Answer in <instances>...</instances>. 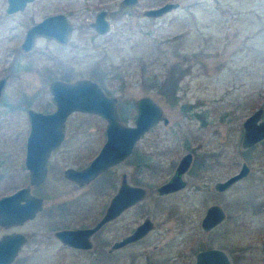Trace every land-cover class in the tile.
<instances>
[{"label":"rangeland","instance_id":"rangeland-1","mask_svg":"<svg viewBox=\"0 0 264 264\" xmlns=\"http://www.w3.org/2000/svg\"><path fill=\"white\" fill-rule=\"evenodd\" d=\"M166 1L138 0L124 8L122 0H32L23 10L8 13L7 0H0V77L8 74L0 99V193L28 181L26 107H55L48 88L55 77L97 80L117 97L124 122L133 123L134 100L145 94L168 117L138 139L133 153L115 167L118 178L125 170L130 182L146 187V194L92 236L93 250L72 251L56 248L49 223H93L102 214L105 197L97 194L98 183L76 188L63 181L61 171L97 150L105 119L85 111L68 116L65 145L84 143L77 147L78 155L53 154L49 176L36 188L46 198L45 208L21 229L45 244L32 250L33 241L28 243L31 249L23 253L40 259L29 263L190 264L207 245L224 248L230 264L264 263V139L241 146L245 117L261 106L264 118V0H177L179 6L164 14H144L145 8ZM102 8L108 10L110 28L99 33L90 21ZM59 11L74 24L68 41L38 36L34 47L23 51L25 28ZM169 68L179 77L172 90L161 85ZM75 126L89 129L75 132L70 129ZM186 151L194 155L182 173L186 185L159 193L157 187ZM243 161L248 173L218 191L215 181L238 171ZM63 199L76 204L73 211L61 212L58 201ZM214 202L226 217L204 230L201 218ZM146 215L156 224L153 230L136 243L107 252L108 241L129 232Z\"/></svg>","mask_w":264,"mask_h":264},{"label":"water","instance_id":"water-1","mask_svg":"<svg viewBox=\"0 0 264 264\" xmlns=\"http://www.w3.org/2000/svg\"><path fill=\"white\" fill-rule=\"evenodd\" d=\"M32 0H7L6 12L12 13L23 10ZM124 4L133 5L138 0H122ZM179 6V1L170 0L157 6L144 9V14L158 16ZM106 8L99 10L90 22L99 33L107 32L110 21L106 17ZM74 29L65 12L59 11L47 14L42 19L27 26L20 47L27 51L35 44L36 37L42 35L54 38L60 43H66ZM7 74L0 77V99L7 81ZM51 100L55 104L49 111L39 110L29 106L26 109L29 120V130L25 142V167L28 170L29 182L15 189L10 194L0 196V221L14 222L32 217L42 207V198L30 193V185L38 184L46 178L48 158L51 150L57 147L63 137L67 117L74 111L80 110L99 114L106 119V139L97 154L82 168L67 167L64 174L80 183L87 182L110 165L124 159L133 150L138 138L160 120L165 123L168 117L164 114L162 106L150 95H142L134 100L136 114L133 123L124 122L119 115L117 97L104 91L101 84L91 77H79L73 80L54 78L49 82ZM263 108L258 106L243 120L242 147H249L264 139ZM192 154L184 153L176 166L174 174L161 183L157 190L167 193L184 185L182 173L191 162ZM249 166L246 161L241 163L238 171L225 179L215 182L217 190H223L230 184L247 174ZM146 194L142 185L130 184L126 177L122 179L121 186L113 195L103 216L93 225L79 228H64L55 231V235L64 242L84 248L92 244L88 236L98 229L104 222L114 218L121 210L140 200ZM9 206L14 208L8 211ZM225 216L224 209L218 203L209 205L202 217L201 224L208 230ZM154 227V222L146 216L134 229L116 240L112 245L118 247L135 240ZM14 254L24 240V235L17 232L14 235ZM9 239L12 240V237ZM193 264H230L228 255L223 249L211 247L200 250Z\"/></svg>","mask_w":264,"mask_h":264},{"label":"flooded vegetation","instance_id":"flooded-vegetation-1","mask_svg":"<svg viewBox=\"0 0 264 264\" xmlns=\"http://www.w3.org/2000/svg\"><path fill=\"white\" fill-rule=\"evenodd\" d=\"M123 3V2H122ZM28 4V3H27ZM26 4V5H27ZM124 4V3H123ZM124 5H126V6H131V5H128V4H124ZM26 7V6H25ZM101 10V9H100ZM107 10V9H106ZM99 11V10H98ZM97 11V12H98ZM16 12V11H15ZM64 12V11H63ZM96 12V13H97ZM66 13V12H65ZM96 13H95V15H96ZM67 14V13H66ZM107 14H108V10H107V12H106V17H107ZM47 15V14H46ZM46 15H44V16H46ZM43 16V17H44ZM67 16H68V14H67ZM42 17V18H43ZM41 18V19H42ZM94 18H95V16H94ZM108 18V17H107ZM92 21V20H91ZM90 21V22H91ZM110 21V20H109ZM35 22V21H34ZM33 22V23H34ZM32 24V23H31ZM30 25V24H29ZM28 25V26H29ZM91 25V24H90ZM92 26V25H91ZM27 28V27H26ZM26 28H25V30H26ZM73 31V30H72ZM25 34V33H24ZM40 36H42V35H40ZM24 37V36H23ZM46 37V36H45ZM37 38V37H36ZM48 38V37H47ZM50 39H54V38H50ZM36 40V39H35ZM55 40V39H54ZM57 41V40H56ZM58 42V41H57ZM58 43H60V42H58ZM61 44H64V43H61ZM34 47V46H33ZM32 47V48H33ZM31 48V49H32ZM31 49H29V50H31ZM23 50V49H22ZM29 50H27V51H29ZM24 51V50H23ZM26 52V51H25ZM7 74V73H6ZM8 75V74H7ZM55 78H59V77H55ZM54 79V78H53ZM63 79V78H62ZM7 80H8V77H7ZM67 80H72V79H67ZM6 83H7V81H6ZM100 83V82H99ZM101 84V83H100ZM6 85V84H5ZM101 86H102V84H101ZM5 87V86H4ZM48 87H49V84H48ZM102 88H103V86H102ZM104 89V91L106 92V93H108L106 90H105V88H103ZM108 94H111V93H108ZM117 106H118V104H117ZM29 106H27L26 107V109L28 108ZM54 109V108H53ZM40 110V109H39ZM52 110V109H51ZM47 111H49V110H47ZM77 111H80V110H77ZM75 112V111H74ZM81 112H83V111H81ZM119 115H120V113H119ZM68 118V117H67ZM120 118H121V116H120ZM105 119V118H104ZM122 119V118H121ZM66 121H67V119H66ZM105 124H106V119H105ZM156 125V124H155ZM154 125V126H155ZM154 126H152L150 129H152ZM70 129H74V131L75 132H81V133H85L84 131H86V129H89V127H81V126H75V127H70ZM149 129V130H150ZM106 130V127L104 126V128H103V134H104V138H103V141H102V143H101V145L97 148V150H95V151H91V152H88V154H87V156H86V158H85V160L84 161H82L81 163H74V164H69V165H67V166H65V167H63L62 168V173H61V177H62V179H63V181H65L66 183H69V184H71V185H73L74 187H76V188H79V187H85V186H89V185H91V184H95V183H98V185H97V189H98V195H104V200L102 201V206L101 207H103L102 209H101V211H102V214L93 222V223H90V224H88V223H79V224H70V223H67V222H59V223H56V222H52V224H50L49 223V225L48 226H52L51 228H52V232H53V236H54V238H53V242H54V245L56 246V248L57 249H59V250H62V249H68V250H76V251H81V250H86V251H90L91 249L93 250L94 249V243H93V239H92V236L95 234V233H97V232H99L100 231V229H102L103 228V226L106 224V223H108V222H110V221H112V220H114V219H116L117 217H119L128 207H130V206H132V205H134V203L133 204H131L130 206H128V207H126V208H124L123 210H121L120 211V213L118 214V215H116L114 218H112V219H110V220H108V221H106V222H104L98 229H96L94 232H92L89 236H88V239L91 241V245H90V247H88V248H84V247H80V246H75V245H72V244H69V243H66V242H64L61 238H59V237H57L56 235H55V231L56 230H60V229H64V228H79V227H88V226H91V225H93L96 221H98L102 216H103V214L105 213V211L107 210V207L109 206V204H110V202H111V199H112V197H113V195L118 191V189H119V187L121 186V183H122V179H123V177L125 176L126 177V180L130 183V184H134V185H142V184H138V183H132V182H130L129 180H128V177H127V172L124 170V171H122L121 172V174H120V177L118 178V175H117V171H116V169H115V167L117 166V165H119L120 163H122V162H124V161H126V159L128 158V156L129 155H131V153H133V151H134V149H135V147H136V143L134 144V147H133V150H132V152L127 156V157H125L124 159H122V160H120V161H118V162H116V163H114V164H112V165H110L109 167H107V168H105L103 171H101V172H99L96 176H94L91 180H89V181H87V182H83V183H80V182H78V181H76V180H74V179H72V178H69V177H67L65 174H64V170L67 168V167H75V168H82V167H84V166H86L90 161H91V159L97 154V152L99 151V149L101 148V146H102V144L104 143V141H105V139H106V134H105V131ZM148 131V130H147ZM146 131V132H147ZM87 132H89V131H87ZM146 132H144L138 139H140ZM68 127H67V125L65 126V128H64V137H63V139H62V141H61V143L57 146V147H55V148H53L52 150H51V152H50V154H49V158H48V170H47V174H46V178L42 181V182H40V183H38V184H32V185H30V193H32V194H34V195H37V196H40L41 198H42V207L39 209V210H37L35 213H34V215L32 216V217H28V218H26V219H23L22 221H20V222H14V217H13V211H14V208H12L11 206H9V209H8V211H12V219L11 220H9V222H2V221H0V264H31V263H29V261L30 262H36V261H38V260H40V259H37V256H35L34 257V255L33 254H30V253H23L24 251H28V250H30V249H28L27 247H28V243L30 242V241H33L32 243V250H36V249H38V246H40L41 245V242L42 243H44L45 244V239H44V241H43V239H35V238H31L30 237V232H26L25 230H23V229H21V227L23 226V225H25V224H27V223H29V221L30 220H33V219H35L40 213H41V211L42 210H44V208H45V200H46V198H45V196L43 195V194H41L40 192H38L37 190H36V188L37 187H39L42 183H44L45 181H46V179L48 178V176H49V172L51 171V169H52V167H53V165H52V156H53V154H55V153H58V154H61V153H69V154H76V155H78L79 153H78V151H77V147L78 146H81V145H83V143H75V144H73V143H71V145H70V147H67L65 144H67V137H68ZM90 133H91V131H90ZM26 142V141H25ZM256 144V143H255ZM255 144H253V145H255ZM65 145V147H63ZM253 145H251V146H253ZM251 146H249V147H251ZM246 148V147H245ZM25 150H26V148H25ZM76 150V151H75ZM187 152H190L191 154H192V158H191V162H190V164H189V166L187 167V169L184 171V172H186L190 167H191V165H192V162H193V158H194V155H193V152L192 151H186L185 153H187ZM184 154V153H183ZM182 154V155H183ZM181 155V156H182ZM24 158H25V156H24ZM138 159V167L140 168V164H141V162H139V159L140 158H137ZM179 161V160H178ZM178 163V162H177ZM247 163V162H246ZM248 164V163H247ZM24 165H25V161H24ZM52 166V167H51ZM176 166H177V164H176ZM176 166H175V169H176ZM249 166V165H248ZM250 168V167H249ZM175 169H174V171H173V173L172 174H174V172H175ZM249 171V170H248ZM183 172V173H184ZM248 173V172H247ZM233 174V173H232ZM231 175V174H230ZM229 175V176H230ZM171 177V176H170ZM169 177V178H170ZM228 177V176H227ZM168 178V179H169ZM182 178L184 179V185H186V180H185V178L182 176ZM226 178V177H225ZM224 178V179H225ZM167 179V180H168ZM220 180H222V179H220ZM218 181V180H217ZM217 181H215V182H217ZM28 182H29V174H28V181L25 183V184H23V185H27L28 184ZM234 183V182H233ZM232 183V184H233ZM183 185V186H184ZM22 186V185H21ZM142 186H144V185H142ZM182 186V187H183ZM229 186H231V184L229 185ZM228 186V187H229ZM20 187V186H19ZM145 187V186H144ZM227 187V188H228ZM16 188H18V187H16ZM16 188H14V187H12L11 189H9V190H7V191H3V192H1L0 193V196L1 195H3V194H10V193H12V192H14L15 191V189ZM146 188V187H145ZM181 188V187H180ZM227 188H225V189H227ZM179 189V188H178ZM178 189H175V190H172V191H176V190H178ZM225 189H223V190H225ZM223 190H218V191H223ZM146 191H147V189H146ZM158 191V190H157ZM172 191H169V192H172ZM168 193V192H167ZM78 202H79V200H78ZM136 203V202H135ZM214 203H217V202H214ZM211 204H213V203H211ZM211 204H209V205H211ZM208 205V206H209ZM76 206V204H74V203H72L71 201H70V199L69 200H66V199H63V200H61V201H58V207H59V209L61 210V212L62 213H64V212H66V211H68V208L71 210V211H73L74 210V207ZM78 206V205H77ZM207 206V207H208ZM207 209V208H206ZM224 209V208H223ZM49 212H54V211H49ZM205 212H206V210H205ZM205 212H204V214H205ZM224 213H225V216H224V218L226 217V212H225V210H224ZM54 214H56L57 215V213L56 212H54ZM59 214V213H58ZM204 214H203V216H204ZM146 216H148V215H146ZM146 216H144L143 217V219L146 217ZM202 216V217H203ZM57 218V217H56ZM151 218V217H150ZM223 218V219H224ZM142 219V220H143ZM152 219V218H151ZM222 219V220H223ZM141 220V221H142ZM201 220H202V218H201ZM222 220L221 221H219L218 223H216L214 226H212L211 228H213V227H215L216 225H218L220 222H222ZM141 221H139V222H141ZM153 221V220H152ZM138 222V223H139ZM154 222V221H153ZM137 223V224H138ZM136 224V225H137ZM200 224H201V221H200ZM135 225V226H136ZM46 227H47V225H45ZM134 226V227H135ZM156 226V224H155V222H154V227ZM134 227L129 231V232H127V233H125L124 235H126V234H128V233H130L133 229H134ZM154 227L152 228V229H150L147 233H145L143 236H141V237H139V238H137V239H135V240H132V241H130V242H127V243H125V244H122V245H120V246H118V247H113V248H111V245L116 241V240H119L121 237H123V236H121L120 238H117V239H114V240H112V241H108L107 243H106V245H109V247L107 248V252L108 253H114L115 251H117V250H119V249H122V248H125V247H127L129 244H133V243H136L137 241H139V240H141L146 234H148L151 230H153L154 229ZM201 227L203 228V226H202V224H201ZM211 228H209V229H211ZM204 229V228H203ZM208 229V230H209ZM205 230V229H204ZM17 232H19V233H22L23 235H24V240H22V242L20 243V245H19V247H18V249H17V252L14 254V235L17 233ZM10 237H12V240L11 239H9ZM47 241V240H46ZM49 244V243H48ZM103 246H105V244H103ZM102 246V247H103ZM154 247H156L157 246V244H154L153 245ZM211 247H216V248H220V249H223L225 252H226V254L228 255V258H229V261L231 262V258L229 257V254H228V252L224 249V248H221V247H217V246H212V245H207V246H205V247H203V248H200V249H198L197 251H196V253H195V259H196V255H197V253L200 251V250H202V249H205V248H211ZM263 250H264V241H263ZM195 259H194V261L193 262H191L190 264H193L194 262H195ZM31 260H34V261H31ZM41 260H42V258H41ZM264 264V263H263Z\"/></svg>","mask_w":264,"mask_h":264},{"label":"trees","instance_id":"trees-1","mask_svg":"<svg viewBox=\"0 0 264 264\" xmlns=\"http://www.w3.org/2000/svg\"><path fill=\"white\" fill-rule=\"evenodd\" d=\"M122 6L124 8L129 7V6H126L124 4ZM172 69L173 68L167 69L165 76L163 77V81L161 82V85H163L165 87L169 86L170 90L175 89V87H176V81H174L175 77H176V79L179 78L177 74L172 72Z\"/></svg>","mask_w":264,"mask_h":264}]
</instances>
